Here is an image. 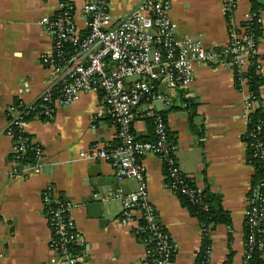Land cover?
<instances>
[{"label": "crops", "instance_id": "obj_1", "mask_svg": "<svg viewBox=\"0 0 264 264\" xmlns=\"http://www.w3.org/2000/svg\"><path fill=\"white\" fill-rule=\"evenodd\" d=\"M92 1L69 0L72 21L82 33L87 31L82 6ZM142 1H110L113 23ZM225 2L170 0L168 17L177 38L199 39L207 48L226 44V15L229 13L230 23L239 27L247 21L250 3ZM59 8V0H0V264H65L50 248L47 211L53 205L46 204L47 189L71 207L69 217L83 239L80 264H142L147 244L137 233L140 214L133 211L124 217L120 200L110 196L117 188L136 190L137 182L117 181L116 164L88 158L91 149L109 148L117 141L112 120L95 119L97 111L104 109L102 93L82 94L72 104L56 108L51 120L30 119L26 132L42 150L41 171L13 163V140L6 133L8 107L17 100L34 105L49 88L51 71L42 56L50 52L52 43L39 22ZM262 17L264 29V14ZM257 54L264 76V37L257 44ZM260 94L264 104V86ZM257 106L249 99L246 82H241L240 88L235 86L233 68L200 65L189 90L166 113L179 169L199 190L209 188L221 195V205L231 218V228L220 224L209 233L207 264H224L230 252L229 264H245L247 197L254 170L246 158L245 139L248 116ZM134 129L137 138L150 137L144 119H137ZM141 164L158 223L175 246L172 264H193L201 245L198 220L167 186L157 156L147 155ZM14 169L19 172L13 174ZM100 186L105 222L96 217L89 202L82 201L92 198V190ZM52 258L59 262L52 263Z\"/></svg>", "mask_w": 264, "mask_h": 264}, {"label": "built area", "instance_id": "obj_2", "mask_svg": "<svg viewBox=\"0 0 264 264\" xmlns=\"http://www.w3.org/2000/svg\"><path fill=\"white\" fill-rule=\"evenodd\" d=\"M110 1L95 0L82 6L85 33L72 21L69 0H59L58 12L52 17L41 18L39 24L49 34L52 46L50 52L42 56L43 63L51 71V84L38 100L41 102L39 113L45 120H51L56 108L72 104L82 94L102 93L104 109L97 111L95 119L112 120L117 142L109 148L91 149L88 158L116 164L117 181L132 179L137 182L136 190L117 188L110 196L120 200L124 217L137 211L145 223L144 230L148 231L145 242L151 243L153 249L146 248L142 264H151L147 259L150 256H153L152 264H172L175 246L166 230L160 227L149 200L141 159L147 155L157 156L167 171L169 188L175 189L182 184L183 173L176 163L175 145L169 140L166 113L193 84L197 66L221 65L243 72L250 56L258 55L257 44L244 35L242 28L239 33L231 30L228 42L215 48L205 47L199 39L177 38L175 25L168 17L170 0H143L113 23L108 10ZM225 1L228 5V0ZM263 14L264 0L258 11L249 12L247 20L255 17L262 28ZM259 60L258 70L261 69ZM21 104L8 107L6 133L13 140V163L20 167L31 166L40 172L42 150L26 132L29 119L25 116L34 106L23 104L25 108H21ZM140 118L152 119L153 139L137 138L134 124ZM250 136L255 139L254 135ZM251 145L262 158L263 143L256 140ZM29 150L34 151V159L27 163L23 159ZM16 172L19 171L14 169L12 173ZM45 193L46 204L53 205L47 211L50 248L65 259V264H80L81 251L69 247L83 243L69 217L71 207L50 189ZM257 199L256 188L251 187L247 197L245 224L250 235L245 242V259L255 242L264 247V239H258L263 233L264 207L259 206ZM209 253L210 247L208 256ZM51 262L59 261L52 258Z\"/></svg>", "mask_w": 264, "mask_h": 264}, {"label": "trees", "instance_id": "obj_3", "mask_svg": "<svg viewBox=\"0 0 264 264\" xmlns=\"http://www.w3.org/2000/svg\"><path fill=\"white\" fill-rule=\"evenodd\" d=\"M249 3L250 11L252 13L258 11L262 6V0H249ZM230 17L231 15L228 13L226 15V20L229 32L231 30H234L235 32L239 33L241 32L240 28H242L244 35L247 37H251L254 42L258 44L261 36L264 33V29L260 28V25L256 22L255 17H252L250 20L241 23L239 28L234 27L230 23ZM259 59H261V57L258 55L250 56L248 65L246 66V70H244L243 72H238L237 69L234 68L233 74L235 86L237 88H240V83L242 80H244L246 82L247 90L249 93V99L258 103L257 108H255L248 116L247 135L245 141L247 144L246 158L248 163H250L254 169L251 187L256 188V192L258 193V204L259 206L264 207V153L263 157L261 158L258 154V150L254 148L253 145H251L255 143L256 140H259L263 143L264 151V104L260 94V89L264 86V76L262 75L261 71L258 70ZM20 104V100H17L15 102V105ZM39 104H41V102L37 101L33 105V109L29 111V113L25 116V119L30 120L35 116L44 119V117L39 113ZM21 108H25V106L21 104ZM145 122L147 124L150 137L142 140L153 139L154 135L152 119L146 118ZM258 128H260L259 131ZM14 134H16V129H14ZM250 135H254L255 139H253ZM169 140L172 144L175 143L174 136L171 132H169ZM255 154L257 155L255 156ZM33 159L34 151L29 150L26 152L23 161L29 163L32 162ZM163 168L166 177L167 171L165 169V166H163ZM166 184L169 187L168 177H166ZM185 189L188 190L187 193L184 192ZM171 191L175 193L182 206L185 207L187 211L198 220L201 227V245L193 264H207L209 258L207 249L211 244L209 233L214 230L217 225L220 224H224L231 228V218L229 212L225 210L221 205V195L212 192L211 190H209V188L199 190L195 186L193 180L185 174H183L182 184L178 185L175 189H171ZM139 226L140 227L138 228V235L145 242V240L147 241L148 237V231L144 230L145 223L141 220ZM160 227L162 226L160 225ZM262 228L263 233L259 234L258 239H264V226H262ZM244 234V242H247L250 232L246 224ZM145 243L147 244L148 249H153V245L151 243ZM69 247L76 252L80 250V247L78 245L70 244ZM232 255L233 253L230 252L224 264H229L231 262ZM248 255L249 257L245 259V264H264V247H260L257 242H255L252 248L248 250ZM147 259L151 264L153 263V256H150Z\"/></svg>", "mask_w": 264, "mask_h": 264}, {"label": "water", "instance_id": "obj_4", "mask_svg": "<svg viewBox=\"0 0 264 264\" xmlns=\"http://www.w3.org/2000/svg\"><path fill=\"white\" fill-rule=\"evenodd\" d=\"M48 166H46V169ZM98 192V193H97ZM92 195H94L92 198L86 197L83 198V202H89V208L95 212L96 217L101 219L102 222L108 221L106 218H103V188L102 186L98 187L97 190H92L91 192ZM101 222V224H102Z\"/></svg>", "mask_w": 264, "mask_h": 264}]
</instances>
